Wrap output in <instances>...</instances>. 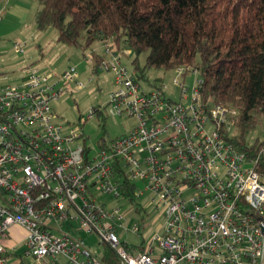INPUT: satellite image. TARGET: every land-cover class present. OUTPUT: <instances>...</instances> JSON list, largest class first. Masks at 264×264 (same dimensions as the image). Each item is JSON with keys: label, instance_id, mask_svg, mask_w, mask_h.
Returning <instances> with one entry per match:
<instances>
[{"label": "built area", "instance_id": "1", "mask_svg": "<svg viewBox=\"0 0 264 264\" xmlns=\"http://www.w3.org/2000/svg\"><path fill=\"white\" fill-rule=\"evenodd\" d=\"M98 43V70L113 76L110 115L138 125L103 141L94 156L78 143L79 128L64 133L55 123L51 107L63 81L81 87L74 69L52 82L28 66L19 85L0 89V264L15 253L2 244L14 226L26 232L23 256L39 264H102L81 233L96 234L119 264H264V130L253 153L239 151L230 141L236 109L203 99L195 70L177 69L197 77L185 106L142 90L130 50L117 49L112 37ZM25 47L15 44L19 54ZM147 193L163 220L150 235L139 204ZM133 217L131 233L141 241L129 245L125 225Z\"/></svg>", "mask_w": 264, "mask_h": 264}, {"label": "trees", "instance_id": "2", "mask_svg": "<svg viewBox=\"0 0 264 264\" xmlns=\"http://www.w3.org/2000/svg\"><path fill=\"white\" fill-rule=\"evenodd\" d=\"M36 1L37 30L51 27L59 43L82 49L112 37L117 49L131 51L137 82L150 69L195 70L203 99L236 109L232 144L253 153L257 144L247 137L264 117V0ZM142 53L147 56L140 66ZM92 58L96 73L100 59ZM101 263L119 264L109 246Z\"/></svg>", "mask_w": 264, "mask_h": 264}, {"label": "rangeland", "instance_id": "3", "mask_svg": "<svg viewBox=\"0 0 264 264\" xmlns=\"http://www.w3.org/2000/svg\"><path fill=\"white\" fill-rule=\"evenodd\" d=\"M40 6L36 0H0V89L7 86L19 85L22 78V71L33 66L51 78L52 82L61 79L70 69L77 74V87L72 81H63L58 88L63 94L57 101L51 104L52 111L56 117L55 123L63 127V132L68 133L72 129L79 128L81 138L78 143L91 149L94 156L100 149L102 142L109 144L111 141L128 134L136 128L138 122L133 117H118L110 115L109 94L113 92V76L97 70L93 72L92 53L101 57L103 55L101 45L94 40L87 49L81 47H70L57 41V33L53 28L39 31L36 28L34 19ZM83 44L84 39H81ZM15 44H25L23 54L15 49ZM147 54L142 53L138 58V64L144 65ZM129 69L134 70L131 59H128ZM135 71V70H134ZM137 76H139V73ZM146 80H138L145 93L161 91L165 98L185 106L191 101L192 89L196 84L194 74L186 73L184 76L178 73L177 69H150L144 73ZM3 77H6L3 80ZM177 83V84H176ZM179 85L187 88L185 95L188 100L182 99V90ZM95 110L92 116L89 113ZM211 127L208 128L210 130ZM264 130V122L260 121L247 140L253 142L261 138ZM137 189L143 191L145 183L136 182ZM154 199L152 194H144L139 199V204L145 209L143 216L148 225L146 233L151 234L158 229L163 220H157L158 213L155 206L151 204ZM99 202L104 201L98 198ZM115 202H107L106 210L111 211ZM137 221L132 218L130 223L125 225L127 231L126 242L129 245H136L141 241L131 233V227ZM154 226V227H153ZM10 240L2 242L3 245L17 247L15 249L17 258L13 261L21 264H39L32 258L23 257L24 249L19 250L23 236L9 232ZM76 236V235H75ZM88 251L98 258L102 255L99 249V237L96 234L87 235L81 233ZM58 260H61L60 258Z\"/></svg>", "mask_w": 264, "mask_h": 264}, {"label": "crops", "instance_id": "4", "mask_svg": "<svg viewBox=\"0 0 264 264\" xmlns=\"http://www.w3.org/2000/svg\"><path fill=\"white\" fill-rule=\"evenodd\" d=\"M11 1V0H10ZM9 232H11V233H14V234H20L21 236H23V240L21 241L22 243L19 245V250H21V249H23V243H24V239H25V236H26V232L23 230V229H21V228H19V227H12L10 230H9ZM10 234H9V238L7 239V240H5L4 242L6 243L7 241H8V245H10L11 243H9V240H10ZM7 245V244H6ZM6 245H4L8 250H12V249H16L17 247H14V246H12V249H11V247L10 248H8V246H6ZM21 255L23 256V253H21ZM17 256H18V254H16V252L15 253H13L12 255H10L9 257H8V262H7V264H21V262H18V261H13V258L14 257H16L17 258ZM24 257V256H23ZM26 258V257H25Z\"/></svg>", "mask_w": 264, "mask_h": 264}, {"label": "water", "instance_id": "5", "mask_svg": "<svg viewBox=\"0 0 264 264\" xmlns=\"http://www.w3.org/2000/svg\"><path fill=\"white\" fill-rule=\"evenodd\" d=\"M263 262H264V257H263Z\"/></svg>", "mask_w": 264, "mask_h": 264}]
</instances>
